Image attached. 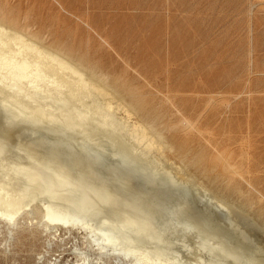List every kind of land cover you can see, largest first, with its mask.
<instances>
[{
	"label": "bare ground",
	"instance_id": "obj_1",
	"mask_svg": "<svg viewBox=\"0 0 264 264\" xmlns=\"http://www.w3.org/2000/svg\"><path fill=\"white\" fill-rule=\"evenodd\" d=\"M37 24L0 1V218L8 249L26 232L32 240L40 229L66 230L84 234L87 244L76 243L84 264H264V221L199 180L168 135L176 124L182 134L204 135L201 119L217 97H208L195 120L164 123L123 78ZM163 98L181 111L177 101L194 97ZM217 158L230 176L246 178L229 153Z\"/></svg>",
	"mask_w": 264,
	"mask_h": 264
},
{
	"label": "rangeland",
	"instance_id": "obj_2",
	"mask_svg": "<svg viewBox=\"0 0 264 264\" xmlns=\"http://www.w3.org/2000/svg\"><path fill=\"white\" fill-rule=\"evenodd\" d=\"M0 1L16 14L36 21L38 28L49 30L66 46L85 53L113 79L119 78L121 83L123 78L122 85L137 89L135 94L145 100V108L164 123L170 119L176 123L183 117L195 120L204 111L208 97H217L200 120L204 135L199 131L182 134L178 124L168 135L178 152H186L189 168L199 180L237 198L264 221V0ZM167 90L171 97L194 98L179 99L181 111L173 108L172 112L163 98ZM209 134L215 137L216 146L208 142ZM222 149L237 162L245 179L222 170L217 158ZM172 159L180 163L177 155ZM199 161L205 162L201 165ZM205 170H209L207 175L202 173ZM6 224L0 218V264H84L85 254L76 247V243L82 247L87 244L82 232L59 230L46 235L40 229L33 241L26 232L21 237L22 245L18 242L8 249ZM42 253L45 257L38 259ZM93 264L101 263L94 259Z\"/></svg>",
	"mask_w": 264,
	"mask_h": 264
}]
</instances>
